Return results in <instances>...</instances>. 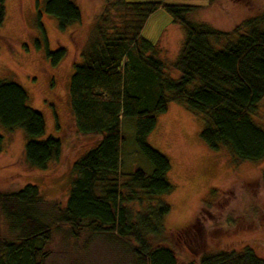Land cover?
<instances>
[{
  "label": "trees",
  "instance_id": "16d2710c",
  "mask_svg": "<svg viewBox=\"0 0 264 264\" xmlns=\"http://www.w3.org/2000/svg\"><path fill=\"white\" fill-rule=\"evenodd\" d=\"M207 1L212 5L216 0ZM5 2L0 0V26ZM160 9L185 29L181 52L169 65L159 58L160 46L143 37L147 21ZM197 9L140 0H116L105 9L93 28L90 47L80 54L82 62H74L69 87L75 131L93 138L92 147L73 163L64 207L45 201L37 185L0 191L2 217L17 234L0 246V264H45L43 245L51 241L53 225L41 214L51 206L55 222L68 225L75 238L86 227L128 246L136 264H180L172 240L193 239L197 224L167 232L171 208L158 198L176 188L168 179L171 162L148 142L158 117L172 102L203 118L200 137L212 150L227 148L236 165L264 160V128L256 122L264 99V11L223 31L189 21ZM44 11L63 30L83 19L75 0H46ZM45 54L56 65L66 49L50 51L46 44ZM28 100L23 86L0 79V124L25 130L22 158L31 168L43 170L60 160L63 144L54 136L41 139L46 121ZM126 119L135 122V143L152 164L150 173L123 170ZM2 142L0 134V152ZM261 182L264 187V172ZM187 264H264V259L246 248L204 253Z\"/></svg>",
  "mask_w": 264,
  "mask_h": 264
},
{
  "label": "rangeland",
  "instance_id": "374dc122",
  "mask_svg": "<svg viewBox=\"0 0 264 264\" xmlns=\"http://www.w3.org/2000/svg\"><path fill=\"white\" fill-rule=\"evenodd\" d=\"M114 1L75 0L82 10V22L63 30L44 11L46 0H6V16L0 26V79L24 87L28 105L40 111L46 121L41 139L60 138L63 149L60 160L51 162L47 169L31 168L22 158L25 130L0 124V191L16 192L26 185H37L45 201L65 206L73 163L92 147L93 141L75 131L69 93L74 62H82L80 54L90 47L95 24ZM140 1L195 6L198 9L188 16L189 21L223 31H231L264 11V0H216L212 5L207 0ZM143 37L160 46L159 58L169 65L181 52L185 29L160 9L147 21ZM45 43L50 51L65 48L63 60L53 65L46 57ZM256 122L264 128V99ZM204 125L201 116L172 102L158 117L148 139L171 162L168 179L176 188L158 198L171 208L165 222L167 232L197 224L193 239L172 240L179 263L197 261L204 253L241 252L246 248L264 259V160L236 165L227 148L215 151L204 143L200 137ZM122 131L123 170L129 173L142 168L152 172V164L136 146L134 120L123 121ZM50 208L44 207L41 214L44 222L53 225L52 239L43 245L48 255L45 264H136L128 246L114 236L95 235L84 227L79 238L73 237L68 225L55 222L56 211ZM16 237L0 211V246Z\"/></svg>",
  "mask_w": 264,
  "mask_h": 264
}]
</instances>
